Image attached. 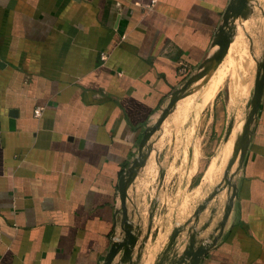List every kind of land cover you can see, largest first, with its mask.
Masks as SVG:
<instances>
[{
    "label": "crops",
    "instance_id": "obj_1",
    "mask_svg": "<svg viewBox=\"0 0 264 264\" xmlns=\"http://www.w3.org/2000/svg\"><path fill=\"white\" fill-rule=\"evenodd\" d=\"M231 1L0 0V264L107 263L123 177ZM248 132L225 214L173 242L132 230L111 264H264V92Z\"/></svg>",
    "mask_w": 264,
    "mask_h": 264
},
{
    "label": "rangeland",
    "instance_id": "obj_2",
    "mask_svg": "<svg viewBox=\"0 0 264 264\" xmlns=\"http://www.w3.org/2000/svg\"><path fill=\"white\" fill-rule=\"evenodd\" d=\"M221 26L224 34L218 31L213 42L230 39L224 57L212 73L199 65L184 81L187 89L176 96L163 123L150 128L138 168L127 177L124 193L132 211L126 208V221L135 232L186 231L198 237L201 230L195 228L205 215L229 209L245 124L264 75V0H252L245 17H231ZM237 135L242 145L236 150ZM153 251L137 264H157L148 261Z\"/></svg>",
    "mask_w": 264,
    "mask_h": 264
},
{
    "label": "water",
    "instance_id": "obj_3",
    "mask_svg": "<svg viewBox=\"0 0 264 264\" xmlns=\"http://www.w3.org/2000/svg\"><path fill=\"white\" fill-rule=\"evenodd\" d=\"M251 1L252 0H232L231 4L229 6V12L225 16L223 23L224 22L227 23V21L231 17H236L237 18L240 15L245 17L248 14V7H249V3ZM218 31H220V33L222 35L224 34V30L222 29V26L219 28ZM229 43H230V39L229 38H226V37L217 38L215 40V42H213V50H212V52L205 59V61L200 65L201 70L205 71L206 73H212L215 70V68L218 66V64L220 63L222 58L224 57V55L226 53V50H227V46H228ZM185 87H186L185 85L182 86L180 89L175 91L170 96L169 105L163 111L162 116H161L160 120L156 123L155 127H157L158 125H161L163 123L164 117H165L164 114H166L172 108V106L176 102V96L187 89ZM263 92H264V75H263V78H262L259 86L257 87V91H256L255 99H254L255 100V104H253V106H252V111L250 113V119L245 124L244 134H245V137H246V140H245L246 144H247V142L249 140L248 126L251 124V121L256 117V115L258 113V110H259L261 102H262ZM150 132L151 131L149 129L144 135V138H143V141H142L143 143L141 144L140 157L142 156L143 145L150 138ZM246 144H245V146L243 148V151H242V154H241L242 157H243V155L245 154V151H246L245 150ZM138 165H139V161H136L135 163H133V166L127 171V173L123 177L121 190H120V195H121L122 202H123V205H124L123 208H124V214H125V228H124V236H125V238L123 239L122 242H115V244L112 246V249H111L110 254H109L108 258H107V263L106 264H111L121 250H124V258L122 260V263L131 259V245L134 244L135 236H134L133 231L130 228L131 226H130L129 222L126 221V206H125L126 195L124 193V185H125V183L127 181V177L130 174H132L133 171H135L138 168ZM233 199H234V195H233ZM177 235H178L177 233L174 235V237L172 238L171 242H173L176 239ZM198 262H199V258L196 259V264Z\"/></svg>",
    "mask_w": 264,
    "mask_h": 264
},
{
    "label": "bare ground",
    "instance_id": "obj_4",
    "mask_svg": "<svg viewBox=\"0 0 264 264\" xmlns=\"http://www.w3.org/2000/svg\"><path fill=\"white\" fill-rule=\"evenodd\" d=\"M237 139H238V141H237V149H238L239 145H240V146L242 145V138H241V135H238Z\"/></svg>",
    "mask_w": 264,
    "mask_h": 264
}]
</instances>
